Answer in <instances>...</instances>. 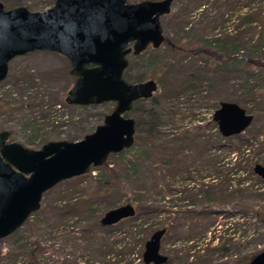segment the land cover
I'll return each mask as SVG.
<instances>
[{"label":"rangeland","instance_id":"374dc122","mask_svg":"<svg viewBox=\"0 0 264 264\" xmlns=\"http://www.w3.org/2000/svg\"><path fill=\"white\" fill-rule=\"evenodd\" d=\"M139 1L141 0H127L129 3ZM0 3L4 9L24 6L29 11H42L49 8L53 1L0 0ZM249 8H260V12L264 13V0H173L169 13L161 16L159 20L163 36L173 41L177 49H170L165 42L154 49L148 46L139 56L128 57L124 78L129 82L153 79L157 83V90L153 93L156 95L163 90L158 80L162 81L166 90L167 82L177 89L181 81L187 79L189 75H194L193 69L200 66L199 77L202 83L203 100L200 102L199 95L190 94V92H182L178 98L170 100L169 110L176 114L178 122L176 126L187 125L189 120L198 118L203 119L202 123L206 125L207 132L214 133L208 121L218 103L239 100V104L243 106L241 101L245 100L248 102V106H244L246 112L250 109L253 111V120L249 130L253 132L260 127L263 129L264 108L260 107L264 105V95L259 89L264 85V66L258 67L253 62L257 60L264 62V20L254 21L250 25L241 24L235 29L238 23L236 16L243 15ZM213 39L226 40L222 45L231 51L243 45L246 49L239 51L238 58L235 59L234 54L230 58L225 53V49L219 51L220 44L207 45L208 40ZM198 48L217 53L221 58H216L217 55H211L208 52H198L196 50ZM68 70L69 65L66 59L50 51H33L16 56L9 61L7 75L0 81V130L9 132L8 141L17 142L27 148L38 149L47 141L65 140L68 136L79 135L76 139L79 140L102 122L103 116L112 110L114 103L104 102L81 107L64 102L66 92L74 81V77L68 73ZM174 92L178 93L181 90H174ZM143 108L145 110L149 108L148 102L144 103ZM126 116L133 117L130 112ZM78 128L82 129L80 134ZM261 140L262 138H259L253 144L249 158L263 164L264 145L258 143ZM131 147L133 146L127 148L120 156L108 158L106 160L109 162L108 166L115 165L121 157L124 160L131 159L135 154V149ZM194 169L191 168L190 181L181 180L183 176H178L171 189L181 191L196 187L200 178ZM116 171L122 173L118 167ZM101 173H104L102 166L87 173L91 177L89 180L92 189H98L96 176ZM77 182L76 179L60 182L61 184L43 193L38 211L31 213L19 227L21 230L19 235L26 236L27 243L39 245L42 249L39 255V259L42 257L41 263L111 264L116 260L115 251L103 258L93 256L92 248L97 244V240L95 237L91 243L86 244L79 236L83 224L68 223L50 229L46 222H42L49 215L52 202L56 201L58 196L65 194V190L74 187ZM262 185L264 186V182ZM260 192L264 195V188L260 189ZM179 193L176 192L175 195L171 193L168 197L172 201L175 199L173 203L181 206L180 208L173 206L170 213L150 219L137 229L133 228L134 231L139 229L138 235L134 237L135 245L128 246L131 252L118 264H143L141 261L143 244L154 230L159 229L160 225L165 223L176 231L182 228L179 227L181 222L185 225V221L181 220L185 215L181 212L188 209L183 206L187 198L183 201L177 200L180 197ZM99 194L101 195V192ZM103 195L104 198L101 199L95 211L98 219L108 209L124 204L122 200L124 195L121 190L113 189ZM139 195L138 198L141 201L152 197L146 192ZM243 201L244 205L248 203L247 205L252 206L253 200ZM233 203L235 201L231 202ZM198 206L199 204H195L191 207L195 209ZM209 209L214 210V207H209ZM175 211H180V213ZM216 215H211L208 220L210 228L206 236L225 232L224 239L229 237L230 240H226L227 244L223 246V253L219 252L215 258L213 257L210 264H241L249 255L264 249V224L263 226L254 225L255 222L251 218L242 214L240 217L231 218L222 217L223 214ZM39 220H41L39 230L35 231L34 225ZM128 224L129 218H126L110 227L111 233L115 235L113 238L118 239L116 234L127 230ZM94 226L93 234L98 236L102 230L98 225ZM72 236L79 237L75 243ZM15 238L1 239L0 255L14 247L12 243ZM140 238H142L141 241ZM172 240L173 232L163 235L160 240L159 250L167 256L164 264H189L190 260L184 261L181 254L172 255L173 249L180 245L177 244L178 242L172 245ZM214 245H216V240L211 242V246ZM120 246L123 247L124 244ZM24 255L25 257H22L24 261H19L17 264H29L30 251L26 250ZM6 262V259H0V264H6Z\"/></svg>","mask_w":264,"mask_h":264},{"label":"water","instance_id":"95a60500","mask_svg":"<svg viewBox=\"0 0 264 264\" xmlns=\"http://www.w3.org/2000/svg\"><path fill=\"white\" fill-rule=\"evenodd\" d=\"M173 0H54L42 11L24 6L4 9L0 3V81L9 61L33 51H50L64 57L74 77L64 102L86 106L112 102L93 131L75 141H47L38 149L9 142L0 130V239L16 231L39 209L46 191L56 184L87 174L111 154L129 148L134 120L126 116L133 103L148 99L157 89L153 79L129 82L123 78L126 56L138 55L163 42L159 18L167 15ZM212 121L221 137L242 133L252 115L234 102L220 101ZM255 175L264 181V166L255 163ZM134 215L125 203L108 209L99 219L110 226ZM164 228L154 230L143 244V264H164L159 250ZM246 264H264V249Z\"/></svg>","mask_w":264,"mask_h":264},{"label":"trees","instance_id":"16d2710c","mask_svg":"<svg viewBox=\"0 0 264 264\" xmlns=\"http://www.w3.org/2000/svg\"><path fill=\"white\" fill-rule=\"evenodd\" d=\"M260 11V8H249L243 15H237L238 23L235 29L240 27L241 24L250 25L254 21H263L264 13ZM225 41L219 39L208 40L207 45L216 46L220 44L219 51L225 49V53L230 58L234 54L235 59L238 58V53L241 49H246V46L243 45L239 46L240 48L235 51H231L222 45L225 44ZM163 42L170 49L176 48L174 42L169 41L166 37L163 38ZM196 50L217 55V53H211V51L202 48ZM131 56L133 55L128 54L126 56L127 62L128 57ZM216 58L220 59L221 56L217 55ZM253 63L258 67L264 66V62L259 60ZM199 72H201L200 66H197L193 69L194 75H189L187 79L182 80L176 87L177 89H174L167 82L166 90L165 85H162V81L158 80L161 87L163 86L162 92H158L148 99L135 101L131 111H129L133 115L132 118L134 120V140L133 147H131L135 149L134 156L128 160H124L121 157L112 166H108L109 162L107 161L103 163L101 166L104 168V173L96 176L98 180V189L96 190L91 188V181L89 180L91 177L89 174L71 178L78 180V182L74 187L65 190V194L58 196L56 201L52 202L53 205L49 215L42 222H46L50 229L68 223L73 225L83 224V229L79 236L82 237L86 244L91 243L95 237L97 240V244L92 248L93 256L103 258L105 255L115 251L116 260L111 264H118L131 252V248L128 246L135 245L134 237L139 233V229L134 231L133 228L137 229V227H141L150 219L170 213L173 206L175 208L177 206V208L181 207L173 203L175 199L173 201L169 200L168 195L171 193L175 195L176 192H180V197L177 198L179 201L187 198L183 206L188 207V209H184L181 212V214L185 215L181 219L185 221V225L182 222L181 224L179 223V227L182 228L177 231L166 223L160 225L159 228L165 229L163 235L173 232L172 245L175 244L174 242H178L177 244L180 245L173 249L172 255L181 254L184 261L190 260L189 264H210L213 257L215 258L219 252L223 253V246L227 244L226 240H230L229 237L226 240L224 239L223 234L225 232L218 235L212 233L210 237L206 236L210 228L208 220L211 215L217 214L221 216L223 214L222 217L231 218L233 216L240 217L242 214L251 218L255 222L254 225L263 226L264 195L260 192V189L264 188L262 185L264 181L252 171L253 165L255 163L261 164V162L251 160L249 155L257 139L262 138L258 143L262 146L264 145V128L261 129L260 127L251 132L249 130L251 121L242 133L221 137L211 116L208 122L214 129V133L207 132L206 125L202 123L203 119L198 118L189 120L187 125L176 126L178 123L176 114L169 110L171 108L170 100L178 98L182 92L199 95V100L202 102V83L200 82ZM179 89L181 92H174V90ZM259 91H262L264 95V85ZM238 101L229 102H234L245 110L244 106L247 107L248 102L245 100L241 101L243 103V106H241ZM145 102H148L149 105L146 110L143 108ZM260 108L263 109L264 105L263 107L261 105ZM252 112L250 109L246 113L252 115ZM78 130L80 134L82 129L78 128ZM78 138L79 135H74L68 136L65 140L74 141ZM126 150L111 154L108 158L120 156ZM262 163L261 165L264 166V160ZM101 166L91 170L99 169ZM117 167L122 170V173L116 171ZM191 168L196 169L198 178H200L196 187L181 191L171 189L176 183L178 176H183L182 179L180 178L181 180H191ZM71 179L64 180L61 183L68 182ZM113 189L123 192L122 200L124 204L128 203L132 206L135 204L133 206L134 215L129 217L127 230L117 233L118 239H114L115 235L111 233L110 227L113 225H100V218L98 219V216L95 215L101 199L104 198L103 194ZM99 192H101V195ZM143 192L150 193L152 197L141 201L138 196ZM245 199L253 200L252 206L247 205L248 203L244 205L243 200ZM232 201H235L234 205L231 204ZM195 204H199V206L194 209L191 206ZM209 207H214V210L209 209ZM175 212L180 213V211ZM40 224L41 220L34 225L35 231L39 230ZM94 225H98L102 230L98 236L93 234L92 228L95 227ZM20 231V228H18L12 234L6 236L16 237L12 243L15 248L13 247L14 249L12 248L7 253L0 255V259H6V264H17L19 261H24L22 259L23 256L25 257L24 252L29 250V264H45L41 263L42 257L39 259V255L42 253L39 245L37 243H27L26 236L19 235ZM78 238L77 236H72L74 243ZM141 240L142 238H140ZM213 240H216V245L211 246ZM121 244H124V246L121 247ZM254 254L246 257L241 264H246Z\"/></svg>","mask_w":264,"mask_h":264},{"label":"flooded vegetation","instance_id":"af4514ba","mask_svg":"<svg viewBox=\"0 0 264 264\" xmlns=\"http://www.w3.org/2000/svg\"><path fill=\"white\" fill-rule=\"evenodd\" d=\"M129 54H131V53H129ZM134 56V55H133ZM10 142V141H9Z\"/></svg>","mask_w":264,"mask_h":264}]
</instances>
